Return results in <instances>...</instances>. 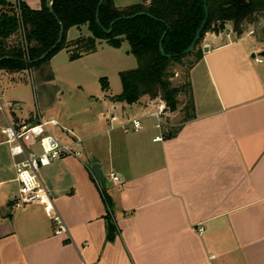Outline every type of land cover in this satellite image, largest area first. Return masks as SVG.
Segmentation results:
<instances>
[{"label":"crops","instance_id":"1","mask_svg":"<svg viewBox=\"0 0 264 264\" xmlns=\"http://www.w3.org/2000/svg\"><path fill=\"white\" fill-rule=\"evenodd\" d=\"M4 1L41 7V0ZM112 1L118 8L141 2ZM75 28L67 30V41L91 36L87 26ZM249 32L205 34L201 46L209 47L188 70L192 111L177 124L170 116L177 132L163 133L160 142L145 118L152 111L142 110L159 103L148 99L133 115L131 106L110 99L121 92L108 89L90 95L94 101L77 120L63 106L18 116L8 102L7 114L0 97V264H264V62L253 60L264 46ZM26 73L33 72H0V79L13 85ZM110 115L117 122L109 123ZM133 118H143V129L124 133L119 125ZM40 121H56L60 135L66 130L82 143L80 158L39 171L64 235H55L41 205L13 207L18 185L2 131L9 123ZM94 164L103 186L93 179ZM107 210L118 231L113 242L106 239Z\"/></svg>","mask_w":264,"mask_h":264},{"label":"trees","instance_id":"2","mask_svg":"<svg viewBox=\"0 0 264 264\" xmlns=\"http://www.w3.org/2000/svg\"><path fill=\"white\" fill-rule=\"evenodd\" d=\"M99 2L41 0L40 9L32 10L22 2L10 4L0 0V72L15 74L31 70L42 80H50L48 62L59 51L66 49L74 58L76 51H92L98 41L117 47L124 39L138 65L134 70L120 73L121 93L116 101L132 106L146 97L149 101L163 102L171 112L177 107L178 95L183 93L187 96L183 109L187 116L193 106L188 70L203 56L201 42L205 34H221L230 26L239 38L248 27H262L264 23V0H206L207 22L194 50L185 55L205 19L202 0H141L124 8L116 7L112 0H102L98 6ZM113 21L116 22L107 33ZM80 26H87L91 36L67 41V30ZM61 28V42L49 52L60 37ZM159 43L170 58L161 56ZM185 60H190L186 65L185 83L175 87L170 82L173 69L183 66ZM102 90L107 92L106 82ZM176 132L172 130L165 135L170 138ZM99 184L103 186L104 182ZM105 223L106 239L113 242L118 231L110 210L105 215Z\"/></svg>","mask_w":264,"mask_h":264},{"label":"rangeland","instance_id":"3","mask_svg":"<svg viewBox=\"0 0 264 264\" xmlns=\"http://www.w3.org/2000/svg\"><path fill=\"white\" fill-rule=\"evenodd\" d=\"M226 29L232 32L230 26H227ZM69 30L72 33L77 31L75 27ZM250 30L255 31L257 44L264 46V23L262 27H248L242 36H245ZM86 31V27L81 28L82 33L86 34ZM233 35L237 37L234 33ZM256 53H259V47ZM76 54L77 56L74 58L66 50H61L55 54L48 62V68L52 72L53 77L50 80H42L43 78L38 76L37 72L26 73L24 81L13 85H8L6 80L0 79V97L5 112L9 114L11 110L7 104L8 102L14 104L12 110L18 116L30 112L35 116L38 113L44 116V113L49 112L50 114L51 112L59 111L63 106L66 113L75 112L76 114L77 112V120H79L83 114V108L88 104L87 102L94 101L91 100L90 95L98 98L104 92L102 90L103 82L107 83L108 89L112 93L119 94L121 92L120 73L134 70L138 65L135 57L130 53L127 41L124 39L121 40L117 47L106 42L95 43L92 51H76ZM187 61L190 60H185L183 66L177 65L174 67L173 76L170 78L173 86H181L185 83ZM110 99L117 103L115 96H111ZM146 100L147 98L143 97L137 104L129 107V110L133 108V115H135L136 109H141L139 104ZM186 101L187 96L180 93L177 97L178 104L176 109L170 112L171 117L173 116L174 124L180 123L186 118L183 111L186 107ZM17 105L19 106L18 109H16ZM146 109L142 108L144 112L148 113L150 110H155L156 106ZM137 111L139 112L140 110ZM84 115L88 116L86 113ZM2 122H4V116L0 112V124ZM175 127L172 129H175ZM49 130L55 138L63 139L58 128L50 127ZM34 149L37 152L39 151L37 145L34 146Z\"/></svg>","mask_w":264,"mask_h":264},{"label":"built area","instance_id":"4","mask_svg":"<svg viewBox=\"0 0 264 264\" xmlns=\"http://www.w3.org/2000/svg\"><path fill=\"white\" fill-rule=\"evenodd\" d=\"M249 34L253 35V31H250ZM208 47L207 44H202V49ZM253 60L258 64L263 63V58L256 53ZM170 116V111L160 101L156 109L145 117L153 120L154 128L159 132V135L153 139L154 142L162 141L161 135L169 132L174 127L169 121ZM142 120L143 118L126 119L119 127L124 133H138L143 129ZM108 121L109 123H115L117 117L110 115ZM57 126L56 121H40L36 124L9 123L2 133L4 144L13 162L14 181L18 185L17 195L13 199V207L23 208L28 204L41 205L44 213L53 221L55 235H64L66 229L60 217L54 211L48 192L39 177V171L65 157L80 158L83 151L81 141L71 138L70 132L66 130L62 132L65 141L55 138L49 128ZM35 145L39 148L38 152L34 149ZM110 178L113 182H119L117 176L111 175ZM93 179L99 186V181L94 174ZM202 231V229H199V233Z\"/></svg>","mask_w":264,"mask_h":264},{"label":"water","instance_id":"5","mask_svg":"<svg viewBox=\"0 0 264 264\" xmlns=\"http://www.w3.org/2000/svg\"><path fill=\"white\" fill-rule=\"evenodd\" d=\"M202 1H203V3H204V8H205V19L203 20V22H202L200 28L196 31V33H195V39H194L193 43H192V44L188 47V49L185 51V53H184L185 55L190 54V53L194 50L196 43H197V42L199 41V39H200V33H201V31L204 29L205 24H206V22H207L208 10H207V6H206V0H202ZM101 2H102V0H100L98 6H100ZM50 12H52L51 9H50ZM138 15H142V13H140V14H136V15H133V16H131V17H127V18H128V19H130V18H134V17H136V16H138ZM97 16H98V11L96 12V22L99 23ZM118 20H120V19H118ZM118 20H116V21H118ZM116 21H113V22L110 24V28L106 31L107 33H110V32H111L112 26L115 24ZM62 33H63V29L61 28V29H60V37H59L58 40L56 41V44H55V45L49 50V52H51L52 50H54V49L56 48L57 44H59V43L61 42V39H62V38H61V35H62ZM164 35H165V33L163 34V36H164ZM159 52H160L161 56H165V57H167V58H170V56L165 55V53H164V51H163V49H162V44H161V43H159ZM259 56H261V57L263 58V62H264V51H262L261 53H259ZM43 58H44V56H43V57H40L39 60H42ZM91 171L93 172L94 176L96 177V179H97L99 182H104V179H103V176H102V174H101V170H100L99 165H97V164L92 165V167H91Z\"/></svg>","mask_w":264,"mask_h":264}]
</instances>
